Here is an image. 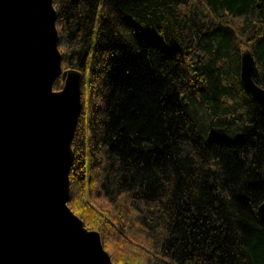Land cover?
<instances>
[{
    "label": "trees",
    "instance_id": "1",
    "mask_svg": "<svg viewBox=\"0 0 264 264\" xmlns=\"http://www.w3.org/2000/svg\"><path fill=\"white\" fill-rule=\"evenodd\" d=\"M83 74L68 206L114 264H264V0H53ZM62 88L60 78L53 89Z\"/></svg>",
    "mask_w": 264,
    "mask_h": 264
},
{
    "label": "water",
    "instance_id": "2",
    "mask_svg": "<svg viewBox=\"0 0 264 264\" xmlns=\"http://www.w3.org/2000/svg\"><path fill=\"white\" fill-rule=\"evenodd\" d=\"M58 44L53 0H0V264H114L68 206L83 74L63 69ZM253 70L243 51L240 81L264 120Z\"/></svg>",
    "mask_w": 264,
    "mask_h": 264
},
{
    "label": "rangeland",
    "instance_id": "3",
    "mask_svg": "<svg viewBox=\"0 0 264 264\" xmlns=\"http://www.w3.org/2000/svg\"><path fill=\"white\" fill-rule=\"evenodd\" d=\"M245 51V50H244Z\"/></svg>",
    "mask_w": 264,
    "mask_h": 264
}]
</instances>
